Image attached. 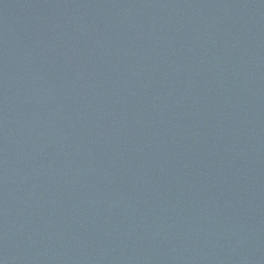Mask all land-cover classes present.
Instances as JSON below:
<instances>
[{"label": "water", "instance_id": "1", "mask_svg": "<svg viewBox=\"0 0 264 264\" xmlns=\"http://www.w3.org/2000/svg\"><path fill=\"white\" fill-rule=\"evenodd\" d=\"M0 264H264V0H0Z\"/></svg>", "mask_w": 264, "mask_h": 264}]
</instances>
